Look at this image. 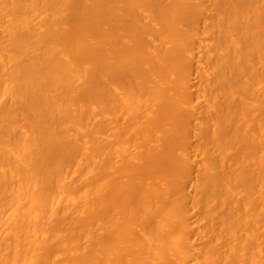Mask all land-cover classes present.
I'll list each match as a JSON object with an SVG mask.
<instances>
[{
    "label": "bare ground",
    "instance_id": "bare-ground-1",
    "mask_svg": "<svg viewBox=\"0 0 264 264\" xmlns=\"http://www.w3.org/2000/svg\"><path fill=\"white\" fill-rule=\"evenodd\" d=\"M0 264H264V0H0Z\"/></svg>",
    "mask_w": 264,
    "mask_h": 264
},
{
    "label": "rangeland",
    "instance_id": "rangeland-1",
    "mask_svg": "<svg viewBox=\"0 0 264 264\" xmlns=\"http://www.w3.org/2000/svg\"><path fill=\"white\" fill-rule=\"evenodd\" d=\"M149 2H150V1H149ZM149 2H148V3H149ZM165 2H166V1H165ZM149 4H150V3H149ZM153 4H154V3L151 2L150 5H153ZM206 11H208V9H207ZM209 11H210V10H209ZM209 11H208V14L211 15L212 13H210ZM204 13H205V15L207 14L206 12H204ZM208 14H207L206 17H209ZM205 15H203L202 18H206V17H204ZM199 18H200V17H199ZM199 18H198V19H199ZM202 18H201V20H202ZM90 19H91V18H90ZM90 19H89V20H90ZM199 20H200V19H199ZM199 20L196 21V22H199L198 25H199V28H200V26H202V25H201L202 22L199 21ZM91 21H92V20H91ZM88 22H90V21H88ZM90 23H91V22H90ZM85 24H87V25H85V26H83V27H85V28H86V26L88 27V23H85ZM126 24H127V23H126ZM198 25H197V26H198ZM77 26H79V25H77ZM90 26H91V25H90ZM90 26H89V28H88L89 30H87V31H85V30L83 31V27H82V29H81V28H77L76 26L73 27V28H75V30H76V28H77V30H80V29H81L82 31H80V32H81L80 34L85 33V32H86V33L93 32V31L96 30V28H98V27H95V26H94V27H93L94 29L91 30ZM92 26H93V25H92ZM92 26H91V27H92ZM120 26H121V25H120ZM120 26H119V28H120L121 30H123L122 28H124V30H125L126 27L129 26V25H126V26H125V23L123 22V25H122L123 27H120ZM80 27H81V25H80ZM129 27H130V26H129ZM86 29H87V28H86ZM129 29H130V28H129ZM200 29H201V28H200ZM126 31H127V30H126ZM73 32H75V31H72V32H71V35H72V36H73V34H74ZM72 33H73V34H72ZM78 34H79V33H78ZM80 34H79V35H80ZM76 35H77V33H76ZM74 36H75V35H74ZM157 37H159V36L157 35ZM157 37H155V38H157ZM208 38H209V37H207V39H206V38L204 37L203 40L206 39V41H207V40H209ZM138 41H139V40H138ZM144 41H145V40H144ZM144 41H143V44H144ZM139 42H140V41H139ZM149 42H150V41H149ZM150 43H151V42H150ZM136 44H138V43H136ZM140 44L142 45V42H140ZM146 44H147V45L149 44L148 41H147ZM151 44H153V42H152ZM138 45H139V44H138ZM138 45H137L138 48H137V47L135 48V46H136V45H135V46H134V49H136V50L141 49V47H139ZM142 47H143V45H142ZM100 49H102V48H100ZM100 49H98V50H100ZM103 50H104V49H103ZM120 52H121V51H120ZM99 53H100V52H99ZM102 53H104V51L101 52V54H102ZM195 57L198 58V56H195ZM196 58H195V59H196ZM195 59H193V60L191 61V62H193L192 65H191L190 61H189V63H187V65L190 64V66H187L186 63H185L183 66H182V64H180V65H181V69L183 68V69H182L183 71H185V70L188 69L189 74H191L190 77H192V79H191V78H190V79H191L192 82H194V83H192V84L190 83V86L198 84V77L195 76V75H197V74L194 72V71L196 70V69H194V68H196V67H194V66L196 65V63H197L198 60H196V61L194 62ZM187 61H188V60H186L185 62H187ZM182 62H184V61H182ZM182 62H181V63H182ZM193 64H194V65H193ZM151 66H152V64H151ZM192 66H193L194 68H192ZM185 67H186V68H185ZM189 67L192 68V69H191V72L193 71L195 74H194L193 72L190 73V69H189ZM178 68L180 69V66H179ZM184 68H185V69H184ZM182 70H179V72H178V70H176V74H177V75H178V73L180 74V71H182ZM183 71H182V72H183ZM177 72H178V73H177ZM182 72H181V73H182ZM119 76H120L121 79L119 78L118 83H119L120 81L122 82L124 79L130 78L132 75H129V74H127V73H124V74H121V75H119ZM119 76H118V77H119ZM128 76H130V77H128ZM141 76H143V74H141V73H140V75H135V77H138V78L141 77ZM123 77H124V78H123ZM177 77H178V76H177ZM196 79H197V80H196ZM116 80H118V78H117ZM193 80H194V81H193ZM196 82H197V83H196ZM169 83H170V82H169ZM98 84L101 85L100 83H98ZM169 85H170V84H169ZM95 87H96V86H95ZM95 87H94V89H95ZM101 87H102V86H101ZM97 88H98V86H97ZM193 88H195V89H192V87H190V91H192L193 93H195L196 90H197V92H198V85H197V87H194V86H193ZM101 89H102V88H101ZM101 89H100V87H99L98 90H100V92H101ZM98 90H97V91H98ZM194 90H195V91H194ZM92 91H93V90H92ZM92 91H91V92H92ZM95 91H96V89H95ZM95 91H94V92H95ZM180 91H181V90H180ZM94 92H93V93H94ZM98 92H99V91H98ZM100 92L98 93V95L100 94ZM174 92L178 93V92H179V89H178L177 91L175 90ZM96 93H97V92H95L94 94L96 95ZM179 93H180V92H179ZM180 94H182V92H181ZM196 94H197V93H196ZM100 95L102 96V94H100ZM192 95H194V94H192ZM101 96H99V97H101ZM195 96H196V95H195ZM103 97H104V95H103ZM192 99H194V98H192ZM197 100H198V99H197ZM198 101H199V102H198ZM198 101H197V102H196V100H195V101H194V100L192 101V102H194V106H196V105H197V106H200V104H201L202 102H200V100H198ZM195 102H196V103H195ZM199 103H200V104H199ZM198 104H199V105H198ZM201 105H202V104H201ZM197 106H196V107H197ZM200 107H201V106H200ZM196 109H197V110H195L196 112H194V113H199L200 115H199V114H194L193 112H191V113L194 114V115H196V118L199 119V121H200V118L203 120V118H205V114L202 113L201 108H196ZM162 114H163V113H162ZM162 114H161L160 116H162ZM192 114H191V115L189 114V115H190L189 117H190L191 121H190V120H189V121H188V120H184L185 123L187 122V124H189V123L191 122V125H192V124H193L192 122H194V123H195V121L197 122V119L195 120V119H194L195 116H192ZM202 114H204V115H202ZM163 115H164V114H163ZM198 115H199V116H198ZM197 116H198V117H197ZM202 116H204V117H202ZM158 117H159V116H158ZM170 117H171V116H170ZM189 117H188V118H189ZM191 117H192L194 120H192ZM164 118H165V117H164ZM161 119H162V117H161ZM159 120H160V119H159ZM167 120H168V119H167ZM117 121H118V120H117ZM119 121H120V120H119ZM119 121H118V122H119ZM161 121L163 122V120H161ZM161 121H160V122L158 121V122L161 123ZM120 122H121V121H120ZM180 122H181V121H180ZM184 122H183V123H184ZM155 123H156V122H155ZM163 123H166V122H163ZM173 123H174V122H173ZM183 123H182V124H183ZM166 124H167V123H166ZM172 125H174V124H172ZM180 125H181V124H179V125L176 124V128L178 129V128H179L178 126H180ZM183 125H184V126H183ZM183 125H181L182 127H180L179 130L176 129L177 132H179V137H178V135H176L177 138H175V139H177V140H178V139H181V138H180L181 135H182V138H184L185 136H186V138H188V139H189V138H190V139L192 138V137H190V133H191V132L189 131L188 127H186V126H188V125H186V124H183ZM185 125H186V126H185ZM189 125H190V124H189ZM191 125H190V126H191ZM156 126H159V125L156 124ZM156 126L153 124L152 126H150L152 129L150 128L149 130H153V131H151V132H154V131H155V133L157 134V133L159 132L160 129H159V130L157 129L158 131H156ZM160 126H161V124H160ZM160 126H159V127H160ZM170 126H171V125H170ZM161 127H163V124H162ZM174 127H175V126H174ZM189 128H190V127H189ZM186 130H187V131H186ZM184 131L187 132V133H186L187 135H186V134L184 135V133H182V132H184ZM151 132H150V133H151ZM180 132H181V133H180ZM188 132H189V133H188ZM155 133H154V136H155ZM151 134H152V133H151ZM180 134H181V135H180ZM183 135H184V137H183ZM191 135H192V133H191ZM149 136H150V134H149ZM192 136H193V135H192ZM152 138H153V137H152ZM186 138H184V139H186ZM149 139H151V138H149ZM153 139H154V138H153ZM175 139H174V140H175ZM190 139H189L190 142L188 141L189 145H190L191 143H193V144H191V145L194 146L195 143H194L193 141H195V140L192 141V139H195V137L193 136V138H192L191 140H190ZM151 140H152V139H151ZM171 141H173V140H171ZM181 141H182V139H181ZM176 142H177V141H176ZM179 142H180V140H179ZM168 143H169V144H168ZM172 143H173V142H172ZM174 143H175V142H174ZM180 143H181V142H180ZM183 143H184V141H183ZM185 143H186L185 145L187 146V145H188V144H187V141H186ZM175 144H178V143H175ZM175 144H174V145L172 144V146L174 147ZM166 145L170 147V141H168L167 143H165V146H166ZM185 145H184V146H185ZM191 145H190V146H187L188 148L185 146V149L187 148V151L190 149L191 152H190V151H188V152L186 151V153H188V154L191 153V155H194V158L191 157V155H189V158H192V162L194 163V167H193V163L191 162V159H189L188 156H187L188 154H185L187 157L184 156V157H185V159H184V158H182L183 155H180V154L178 153L179 156H181V157H180V158H179V157L177 158V161H178V159H179L180 162H181V161L183 162V160H185V162L189 161L190 163H189V165L186 164V167H185V165H181V164H183V163H180V162H177V161H176V158H175V157H176V155H178V154H177V151H178L179 149L181 150V148H179L178 146H176V147H174V151L171 150V151H173V152H172L173 154H171V156L173 155V160L175 159L173 165H171V169H173V168H175V167L177 166V168L180 169L178 172H179V174H181L180 176H177V175H179V174L174 175V173H175L178 169L175 170V172L173 173V176H175L174 178H177V177H179V178H183V177H181V176H183V175H182L183 173H182L181 171H183V172L186 173V174H187V172L189 173V174L187 175V179H188V176H191V175H192V176L194 177L195 174L197 173V171L195 172V170H196L195 168H196L197 166L200 165V163L202 162V158H203V156L201 157V154L198 153V152H197V153H198L200 156L197 155V153L193 151V147H192ZM155 146H156V145H155ZM167 146H166V147H167ZM179 146H180V144H179ZM184 146H183V144H182V146H180V147H183V148H184ZM156 147L158 148L159 145L156 146ZM162 147H163L164 149H163ZM162 147H159L160 150L158 149V151H157L155 148H151V149H150V153H151L152 155H156L155 157L158 156V158H159V156H160L159 153H160V154H161V152L163 153L164 150L166 149V147H164V143H162ZM189 147H190V148H189ZM161 148H162L163 150H162ZM170 148H171V147H170ZM161 150H162V151H161ZM166 150H169V151H170V149H166ZM166 150H165V151H166ZM171 151H170V152H171ZM192 152H193V154H192ZM165 153H167V152H165ZM165 153H164V155H165ZM168 153H169V152H168ZM168 153H167V155H168ZM171 156H170V154H169V157H171ZM198 156H199V157H198ZM160 157H161V156H160ZM163 157H164V156H163ZM166 157H167V156H166ZM200 157H201V159H200ZM158 158H157V159H158ZM164 158H165V157H164ZM171 158H172V157H171ZM171 158H170V159H171ZM187 158H188V160H187ZM195 158H196V160H195L196 162L193 161ZM157 159H155V160H157ZM160 159H162V157H161ZM182 159H183V160H182ZM198 159H199L200 161H198ZM117 160H118V159H117ZM164 160L166 161V163H165ZM167 160H168V159H162V160H160V162H161V161H162V162L164 161V162H163V164H161L162 162L159 163V165L161 164V165L166 166L165 164H168V161H167ZM173 160L171 159V161H173ZM186 160H187V161H186ZM139 162H140V163H143L144 161H142V162L139 161ZM139 162H138L137 164H136V162H135L134 165H132V164H133V163H132V164L130 165V169H132V170H133V169H136V171H137V169H138V170L142 169L141 171L138 172V174L141 172V173H140L141 175H142V174H143V175H146V174H147V172L145 173L146 168H142L143 166L140 167ZM156 162H158V161H156ZM156 162H155V161L153 162V163H154V166H153V164H152V165L150 164V165H151L150 167L153 166L152 169H153V170L156 169V171H157L158 168H159L161 165L159 166L158 164H156ZM176 162H177V163H176ZM199 162H200V163H199ZM118 163H119V162L117 161V164H118ZM196 163H197V165H196ZM117 164H115V165H117ZM143 164H145V163H143ZM169 164H171V163L169 162ZM169 164H168V167H170ZM190 164H191V166H190ZM136 165H137V168H136ZM141 165H142V164H141ZM146 165H147V163H146ZM146 165H145L144 167H147ZM178 165H179V166H178ZM180 166H181V167H180ZM187 166H190V168H191L190 171L188 170V167H187ZM131 167H132V168H131ZM139 167H140V169H139ZM150 167H149V168H150ZM156 167H157V168H156ZM161 167H162V168H161ZM161 167H160L161 169H159V173H160L161 171H162L161 173H163L164 167H163V166H161ZM166 167H167V166H166ZM168 167L166 168V170H164V173H163V174H168V173H169L168 171H169L170 169H169ZM117 168H118V167H117ZM198 168H199V167H198ZM128 169H129V168H128ZM143 169H145V170H143ZM150 169H151V168H150ZM162 169H163V170H162ZM193 169H194V170H193ZM148 170H149V169H148ZM160 170H161V171H160ZM167 170H168V171H167ZM119 171H120V170H119ZM119 171H118V172H119ZM146 171H147V170H146ZM167 172H168V173H167ZM180 172H181V173H180ZM190 172H191V173H190ZM114 173H116V172H114ZM192 173H193V174H192ZM194 173H195V174H194ZM116 174H117V173H116ZM120 174H121V173H120ZM169 174H170V173H169ZM186 174H184V175H186ZM171 176H172V173H171ZM173 176H172V177H173ZM192 176H191L192 181H191L190 179H188V180H189V183H187L188 180H185V179H186L185 176H184L185 179H184V178H183V179H179V178H178L181 182H182V181L185 182V183H184V184H186L185 186H184L183 182H182V184H181V182H180V184H179L178 182H177V183L175 182V181H179V180H177V179H175V181L173 180V181L176 183V185H177V186H176V185L173 183V184H174V185H173V188H174V186L177 187V188H176V187L174 188V189H176V190L182 188V189H180L182 192H181L180 190H179V192L182 193V194H184L183 192H185V194H186V195L189 194V197H190V196L193 194L191 190H194V187L191 186V185L193 184L192 182L194 181V179H193ZM190 182H191L192 184H191ZM156 185H157V186H156L157 188H160V187H161V185H160L159 183H158V184L156 183ZM181 185H182V186H181ZM154 186H155V185H154ZM186 186H187V187H186ZM189 186H190V187H189ZM191 187H192V188H191ZM174 189H173V190H174ZM183 190H184V191H183ZM185 190H186V191H185ZM187 191H188V192H187ZM189 191H191V192H189ZM180 193H179V194H180ZM191 193H192V194H191ZM174 194H175V195H179V194H178V191H177V192L174 191ZM162 197H163V195H162V196H161V195H159V196H155V197L153 198L154 201L152 200V204H153V205L156 204V205H159V206H160L159 209H156V210H155V212L158 213L159 216L161 215V213H159V212L161 211V210H160L161 207H162V206H168V205L170 204V203H169V200H170L171 203H172L171 199L173 200V198H170L171 196H170V197H166V196H164V197H166V198H163V199H162ZM189 197H188V200H189V201H187V202H188V206L185 204V206H187V208H186L185 206H182V207H185V208H186V209L184 208V211L187 210V211H186L187 216H190V215L193 216V217L190 216V219H189V217H188L189 221L191 222V223H190V222H188V223H190V226L193 227V229L195 230L196 226H198V225H195L196 222L194 223V221H196V220L193 221L192 219H195V215H194V213L197 215V213H196L197 209H194V207H193V208L190 207V208L192 209V210H190L189 205L191 204V201H190V198H189ZM167 198H168V199H167ZM165 201H166V202H165ZM167 201H168V202H167ZM177 201H178V203H177ZM154 202H156V203H154ZM181 202H182V200H181ZM187 202H186V203H187ZM173 203H174V204L176 203L177 205L175 204V205L173 206ZM173 203H172L171 205H169V206L174 207V208H175V211H176V207H177V206H178L177 208L180 209V206H181L182 204L179 203V200L174 199V200H173ZM167 204H168V205H167ZM178 204H181V205L179 206ZM191 205H192V204H191ZM174 208H173V209H174ZM195 210H196V211H195ZM189 211H190V212H189ZM194 211H195V212H194ZM158 214H157V215H158ZM174 217H176V216H174ZM191 218H192V219H191ZM191 224H192V225H191ZM193 224H194V226H193ZM139 226H140V225H139ZM141 226H142V225H141ZM137 228H138V227H137ZM135 232H136V231H135ZM193 233H194V232H193ZM135 234H138V233H137V232H136V233H133V234L131 235L132 238H133L134 240H136V239H140V238L137 237V235L134 237ZM138 236H141V235L138 234ZM191 236H194V234L191 235ZM136 237H137V238H136ZM195 237H196V235L194 236V239H193V238L191 239L193 243H194L196 240H198V239H197L198 237H196V238H195ZM193 240H194V241H193ZM202 240L204 241L205 239H200V238H199V240L196 241L193 245L196 246V243H197V246L201 245V244L203 243ZM197 246H196V247H197Z\"/></svg>",
    "mask_w": 264,
    "mask_h": 264
}]
</instances>
